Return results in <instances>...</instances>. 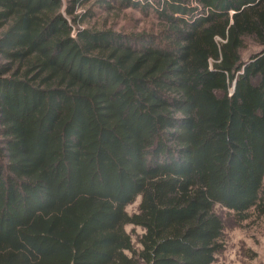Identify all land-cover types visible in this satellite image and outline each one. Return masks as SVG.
<instances>
[{
	"label": "trees",
	"instance_id": "trees-1",
	"mask_svg": "<svg viewBox=\"0 0 264 264\" xmlns=\"http://www.w3.org/2000/svg\"><path fill=\"white\" fill-rule=\"evenodd\" d=\"M68 1L0 0V264H212L264 215V0Z\"/></svg>",
	"mask_w": 264,
	"mask_h": 264
},
{
	"label": "rangeland",
	"instance_id": "rangeland-1",
	"mask_svg": "<svg viewBox=\"0 0 264 264\" xmlns=\"http://www.w3.org/2000/svg\"><path fill=\"white\" fill-rule=\"evenodd\" d=\"M95 0H88L84 6L77 5L74 8L73 15H80L87 9H92L94 18L91 22H97L102 19L107 8L96 6ZM110 1V0H107ZM68 0H61L63 7L67 5ZM111 6L116 7L114 2H110ZM118 10V11H116ZM107 16L106 26H112L117 30L138 29L142 25L148 26L152 19H145L141 13L131 8L112 9ZM72 28V37L76 35L81 25L74 24L68 16H65ZM138 199L126 207L128 213L136 211ZM223 222L222 244L223 249L219 252L212 264H264V215H256L253 211L247 214V219L240 220L232 215L226 209L217 207ZM127 232H131L132 228L126 227ZM134 233L139 234V229H134Z\"/></svg>",
	"mask_w": 264,
	"mask_h": 264
}]
</instances>
